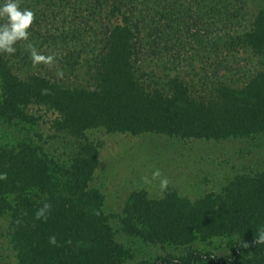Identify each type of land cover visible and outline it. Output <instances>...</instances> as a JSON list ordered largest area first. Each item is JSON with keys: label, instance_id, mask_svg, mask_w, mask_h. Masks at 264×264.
<instances>
[{"label": "rangeland", "instance_id": "374dc122", "mask_svg": "<svg viewBox=\"0 0 264 264\" xmlns=\"http://www.w3.org/2000/svg\"><path fill=\"white\" fill-rule=\"evenodd\" d=\"M73 1L62 7L64 2L60 0L57 16L46 11L43 31H30L29 41L40 54L52 56L51 62H33L23 40L16 43L15 53H0L12 74L20 78L42 74L71 91H97L99 97L107 91L105 94L116 101L123 75L131 74L143 92L169 97L174 100L172 105H179L178 111L184 107L177 99L182 96L181 88L195 104L230 99L232 107H228L227 117L240 128L227 125L225 134L223 130L218 134L224 109H215L207 131L197 114L186 113L173 124L159 120L156 126L126 128L123 119L121 127L99 121L75 128L62 121V113L53 105L30 97V102L19 106L23 114L19 120L0 116V150L21 143L35 144L37 151L45 153L64 172L74 162L91 160L88 188L99 193V207L122 249L110 264L151 263L166 255L178 258L190 250L236 257L237 262L229 264H264L262 244L253 242L245 247L242 243V231L253 234L264 226V123L248 128L249 119L240 120L236 111L239 99L251 101L252 92L264 88V44H254L248 35L256 19H264V0ZM26 5L30 7L20 6ZM215 10L220 13L215 14ZM149 20L159 25L157 31L148 26ZM183 22L189 26L185 28ZM109 38L115 42L105 48ZM125 38L132 50L121 47L119 42ZM250 84L253 89H248ZM2 90L0 77V98ZM121 99L122 108L119 106L117 112L109 108L105 117L114 120L111 115L130 114L126 109L128 98ZM156 170L159 175L153 176ZM164 178L168 184L162 189L160 181ZM138 191L153 199L166 194L190 201L204 199L210 212H243L252 206L256 213L245 221L238 218L233 231L198 235L188 243L152 242L126 232L120 223L131 194ZM34 193L36 199L51 193L55 207L69 195L56 187ZM10 219V212L0 215V264H19L10 241Z\"/></svg>", "mask_w": 264, "mask_h": 264}, {"label": "trees", "instance_id": "16d2710c", "mask_svg": "<svg viewBox=\"0 0 264 264\" xmlns=\"http://www.w3.org/2000/svg\"><path fill=\"white\" fill-rule=\"evenodd\" d=\"M63 2L62 7L69 6V0H63ZM58 3L60 4V0H22L21 5L30 4V7L26 5V8L37 11L29 31L38 29V32H42L45 27H43V21L47 19L46 11L53 16L61 12L57 8ZM88 10L90 11V6ZM219 13L215 10V14ZM168 18L173 22V19ZM5 20L6 18L2 17L0 23ZM148 23L153 31L158 30L159 25L155 26L153 20H149ZM182 25L187 28L189 23L183 22ZM126 29L128 31V27ZM248 35L254 44H264L262 16L256 19ZM59 36L64 38L61 34ZM109 36H112V32ZM127 38L120 40L119 43L123 49L132 50ZM109 40L105 48L111 47L113 41L110 38ZM102 51L103 49L100 50L101 53ZM65 64L67 65L68 62L65 61ZM0 77L3 89L0 98V116L9 121L15 119L14 117L18 120L22 118L23 114L19 106L30 102L28 98L31 97L36 102L53 105L62 113V121L75 128L87 127L99 121H108L113 126L121 127L123 119L126 128L156 126L159 120L161 122L168 120L169 124H173L178 116L186 113L189 116L197 114L200 124L203 125L202 128L207 131L212 126L211 119L215 115V109H224V118L220 124L221 127L219 126L218 134H222L220 132L222 130L225 134L227 125L232 129L240 128L239 125L231 124V118L227 117L232 107L230 99H222L221 103L213 101L208 105L195 104L189 96L183 95L184 91L181 88L179 95L182 96L177 99L179 103H183L184 107L178 111L179 105H172L174 100H170L169 97H162L157 93L155 97H152L149 92H143L140 83L136 82L131 74L123 75V85L118 88L120 96L117 101L115 97L106 95L107 91H102L104 93L100 97L97 91L78 89L71 91L62 82L42 74L33 73L24 78L17 77L12 74L8 62L1 56ZM252 85L250 84L248 89H253ZM252 93L254 94L252 99L255 102L251 98L252 102L248 99H239L241 104L236 110L240 120L249 119L246 122L247 127L251 129L264 123L262 122L264 88ZM122 96L128 98L125 101L128 102L126 109L130 114H124V117L120 114L111 115L115 116L114 120L105 117L104 113L109 108H114L116 112L119 110ZM123 104L126 106L125 102ZM36 149L35 144L31 146L21 143L16 148L0 150V215L10 212V241L19 264L112 263L114 255L120 253L122 249L115 242L106 216L99 207L101 202L99 193L88 188V178L93 169L91 160L87 162L83 159L81 162H74L72 167L64 172L63 168L56 165L45 153ZM55 187L69 194L60 199L58 207H55L56 200L51 193L47 197H42L43 199L39 197L36 199L35 190L45 193V191H52ZM10 195H13L14 199L11 200ZM204 201V199L190 201L174 194L153 199L143 191L134 192L124 208V216L120 218V223L126 232L135 233L148 241L167 240L188 243L198 235L206 237L222 234L226 230L233 231L238 225V218L245 221L256 213V208L252 206L243 212L232 210L227 213L210 212L206 209ZM44 203L50 204V208L46 210L44 217L37 218L36 213ZM242 234L243 245L245 241L251 245L255 242L257 231L253 234L242 231ZM51 236H55V243L50 242ZM262 245L264 247V244ZM159 261L160 264H229L235 262L236 257L231 255L216 257L210 253L190 250L178 258L166 255L151 263L139 264H159Z\"/></svg>", "mask_w": 264, "mask_h": 264}, {"label": "clouds", "instance_id": "9594fccd", "mask_svg": "<svg viewBox=\"0 0 264 264\" xmlns=\"http://www.w3.org/2000/svg\"><path fill=\"white\" fill-rule=\"evenodd\" d=\"M21 0H0V17L6 18L5 22L0 23V53L13 54L16 52V43L18 41L27 42V48L31 55L33 62L45 61L51 62L52 56L45 57L40 54L35 47L29 41L30 26L35 19V13L30 8H22ZM159 170L153 173V176H158ZM168 179L164 178L160 181V187L166 188ZM50 208V204L44 203L36 215L37 218L44 217L46 210ZM51 243H55V236L49 237ZM255 243L264 244V226L257 230ZM244 246H248V242H244Z\"/></svg>", "mask_w": 264, "mask_h": 264}]
</instances>
